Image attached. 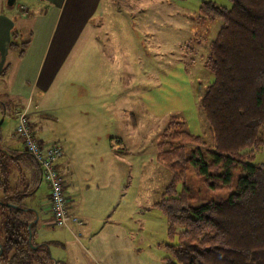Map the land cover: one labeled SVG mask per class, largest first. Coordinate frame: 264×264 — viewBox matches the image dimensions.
Wrapping results in <instances>:
<instances>
[{
	"label": "rangeland",
	"instance_id": "rangeland-1",
	"mask_svg": "<svg viewBox=\"0 0 264 264\" xmlns=\"http://www.w3.org/2000/svg\"><path fill=\"white\" fill-rule=\"evenodd\" d=\"M203 2L232 6L230 0H102L100 13L106 9L100 16L104 27L98 30L102 46L98 45L97 56L90 54L82 63L84 80L76 74L70 83L64 81L67 94L46 97L38 106L34 95L31 104L32 114L39 108L38 113L43 112L39 117L45 118L42 128L32 127L38 140L66 144L71 165L90 169L82 177L100 184L103 178L109 180L102 174L108 165L119 168L114 180L121 191L113 219L119 217L147 264H164L163 258L171 257L165 216L154 208L172 177L158 158L165 130L169 126L184 130L210 143L200 100L213 81L205 59L221 21L197 23ZM28 3L15 1L16 16ZM14 110L5 115L0 108L4 134L15 128ZM69 116L72 121L66 120ZM261 138L264 141V127ZM250 162L264 166V146ZM189 183L196 191L201 188L198 179ZM227 196L226 190L200 189L202 199L193 204ZM2 215L6 213L0 208V223Z\"/></svg>",
	"mask_w": 264,
	"mask_h": 264
},
{
	"label": "trees",
	"instance_id": "trees-1",
	"mask_svg": "<svg viewBox=\"0 0 264 264\" xmlns=\"http://www.w3.org/2000/svg\"><path fill=\"white\" fill-rule=\"evenodd\" d=\"M230 1V9L203 2L196 18L200 25L221 21L205 59L213 81L200 100L210 143L170 126L160 143L158 158L172 172L154 205L165 216L171 242L164 264H264V166L250 162L264 146V0ZM17 47L22 53L26 43ZM21 151L18 156L33 161ZM192 178L201 185L197 191ZM200 189L226 190L228 196L195 205L202 199ZM19 196L16 207L6 198L0 201L6 213L0 223V264H52L45 251L31 249L36 245L29 240Z\"/></svg>",
	"mask_w": 264,
	"mask_h": 264
},
{
	"label": "crops",
	"instance_id": "crops-1",
	"mask_svg": "<svg viewBox=\"0 0 264 264\" xmlns=\"http://www.w3.org/2000/svg\"><path fill=\"white\" fill-rule=\"evenodd\" d=\"M15 1L5 11L9 5L0 0V108L6 115L15 107L16 125L17 114L27 111L37 131L45 118L39 117L43 113H38L39 108L32 114L33 96L37 95L38 106L46 97L49 100L68 93L64 81L70 83L76 74H81L82 63L90 54L98 55L97 47L102 46L98 30L104 27L100 16L106 9L100 13L102 0H29V6H20L24 13L16 16L12 7ZM31 6L35 12H31ZM24 43L26 47L19 53L17 46ZM82 76L84 80L85 74L80 79ZM66 120L72 121L70 116ZM1 125L0 159L5 171L1 172L0 167L4 183L0 186V201L6 198L8 206L16 207L15 199L22 195L19 205L30 223L29 240L36 245L31 249L45 251L52 264H147L119 217L113 219V207L119 203L121 191L114 180L119 168L108 165L102 174L109 180L103 182V178L102 183L92 184L88 177H82L89 173V167H73L68 146L61 144L59 171L68 211L81 224L57 226L50 209L49 186L42 180L38 166L18 156L22 142L15 128L11 134H4Z\"/></svg>",
	"mask_w": 264,
	"mask_h": 264
},
{
	"label": "built area",
	"instance_id": "built-area-1",
	"mask_svg": "<svg viewBox=\"0 0 264 264\" xmlns=\"http://www.w3.org/2000/svg\"><path fill=\"white\" fill-rule=\"evenodd\" d=\"M27 111L17 114L15 134L22 142V149L28 153L38 166L42 180L49 186V204L53 222L57 226H66L69 222H81L68 211L67 197L64 193L63 177L58 171V163L62 157L60 146L43 144L32 130Z\"/></svg>",
	"mask_w": 264,
	"mask_h": 264
},
{
	"label": "water",
	"instance_id": "water-1",
	"mask_svg": "<svg viewBox=\"0 0 264 264\" xmlns=\"http://www.w3.org/2000/svg\"><path fill=\"white\" fill-rule=\"evenodd\" d=\"M13 2H14V0H7V4L9 6H11L13 4ZM29 229H30V227H29ZM29 239H31V232H29ZM0 253H1V248H0Z\"/></svg>",
	"mask_w": 264,
	"mask_h": 264
}]
</instances>
